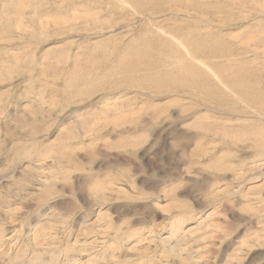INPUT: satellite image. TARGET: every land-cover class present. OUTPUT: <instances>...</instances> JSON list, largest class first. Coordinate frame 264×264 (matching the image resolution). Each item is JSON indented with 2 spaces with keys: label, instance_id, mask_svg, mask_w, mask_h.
I'll list each match as a JSON object with an SVG mask.
<instances>
[{
  "label": "rangeland",
  "instance_id": "1",
  "mask_svg": "<svg viewBox=\"0 0 264 264\" xmlns=\"http://www.w3.org/2000/svg\"><path fill=\"white\" fill-rule=\"evenodd\" d=\"M0 264H264V0H0Z\"/></svg>",
  "mask_w": 264,
  "mask_h": 264
}]
</instances>
